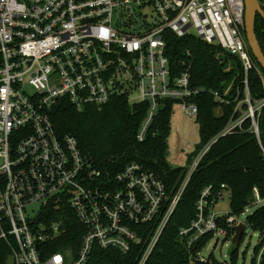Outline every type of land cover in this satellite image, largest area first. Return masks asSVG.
Masks as SVG:
<instances>
[{"label":"built area","instance_id":"obj_1","mask_svg":"<svg viewBox=\"0 0 264 264\" xmlns=\"http://www.w3.org/2000/svg\"><path fill=\"white\" fill-rule=\"evenodd\" d=\"M260 3L264 7V0ZM244 15V0H0V241L7 249L5 264H87L94 247L126 254L141 235L147 240L138 264H145L214 143L249 131L264 157L259 129L264 97L253 103L248 84L252 71L262 80L263 75L245 38ZM166 31L178 38L197 37L215 46L219 57L235 60L243 86L228 123L194 156L170 193L160 176L139 162L127 163L114 175L99 168L74 136L57 134L50 117L63 99L81 111L125 96L131 104L147 103L138 141L164 101L177 102L182 116L196 118L195 98L205 88L192 85L191 65L181 61L176 71L165 53ZM189 55L188 49L183 52L184 58ZM229 88L211 92L213 100L228 105ZM225 192L224 184L219 193L205 186L193 220L179 229L190 264L212 261L203 254L206 246L192 250L208 233L232 239L235 226H248L238 215L216 211ZM253 197V204L264 200L256 187ZM68 212L84 229L77 247L62 245ZM263 251L264 244L256 264Z\"/></svg>","mask_w":264,"mask_h":264},{"label":"trees","instance_id":"obj_2","mask_svg":"<svg viewBox=\"0 0 264 264\" xmlns=\"http://www.w3.org/2000/svg\"><path fill=\"white\" fill-rule=\"evenodd\" d=\"M255 32L264 53V19L260 15L256 16ZM164 34L167 42L165 53L172 65L176 66V71H179L181 61L188 66L191 65L192 85L205 88V91L195 98L199 108L195 119L200 142L188 158L189 166L194 156L232 117L233 99L236 96L238 99L243 98L241 69L232 59L234 66L226 70L229 56L219 57L215 46L197 37L178 38L171 31H166ZM187 49L190 51V57L186 59L183 57V52ZM260 70L264 77V70L261 68ZM248 84L253 103L264 97L261 78L255 71L249 74ZM227 87H230L227 94L230 103L219 105L213 100L211 92L223 91ZM176 109L177 102L164 101L143 141H138L136 134L145 116L147 103L131 104L125 96H117L100 108L87 106L81 111L63 99L51 108L50 117L57 134L74 136L81 150L91 156L99 168L108 170L114 175L127 163L139 162L147 169L156 172L170 193L184 179L188 170V166L170 168L165 161L170 121ZM259 129L264 147V108L259 117ZM222 184L225 185V191L229 195L231 214L240 215L253 204L255 187L264 199V157L253 133L243 131L230 134L221 137L210 147L190 176L182 200L145 264H190L185 243L179 236V229L188 226L193 220L195 202L201 190L207 185H212L214 193H219ZM71 216L73 215L68 212L65 219L66 231L61 241L62 245L77 247L84 229ZM245 219L248 226L260 234L261 240L254 249L251 260V264H256L257 255L264 244V205L257 207ZM223 225V221H220V226ZM212 238L213 234L208 233L195 243L192 250L200 251ZM146 240V237L141 235L140 242L126 254L115 249L103 250L94 247L87 264H138ZM236 250L230 254L232 264ZM6 256L4 241H0V264H5ZM210 257L212 261L209 263L193 261L192 264H222L212 254ZM260 264H264V251L261 254Z\"/></svg>","mask_w":264,"mask_h":264},{"label":"rangeland","instance_id":"obj_3","mask_svg":"<svg viewBox=\"0 0 264 264\" xmlns=\"http://www.w3.org/2000/svg\"><path fill=\"white\" fill-rule=\"evenodd\" d=\"M228 62V68L234 66L232 63L234 61L231 58L228 59ZM263 80L261 79L264 87ZM199 142L200 135L196 119L194 117L182 116L176 109L171 117L170 131L167 137L165 161L168 166L170 168L187 167L188 158ZM261 205H264V200L261 203H254L247 207L242 214L238 215V218L245 223V218ZM215 209L216 211L225 213L230 212L229 195L227 192L224 193L222 200L218 202ZM259 242L260 234L247 226L238 245H234L231 238L217 234L206 245L203 254H212L222 264H232L230 254L233 250L237 249L233 264H251L254 249L259 245Z\"/></svg>","mask_w":264,"mask_h":264},{"label":"water","instance_id":"obj_4","mask_svg":"<svg viewBox=\"0 0 264 264\" xmlns=\"http://www.w3.org/2000/svg\"><path fill=\"white\" fill-rule=\"evenodd\" d=\"M245 15H244V32L247 44L251 51V54L258 64V66L264 70V53L259 44L256 32L255 22L256 16L260 15L264 19V9L259 0H244ZM245 229L244 224H240L234 227L235 234L231 241L234 245H237L243 235Z\"/></svg>","mask_w":264,"mask_h":264},{"label":"crops","instance_id":"obj_5","mask_svg":"<svg viewBox=\"0 0 264 264\" xmlns=\"http://www.w3.org/2000/svg\"><path fill=\"white\" fill-rule=\"evenodd\" d=\"M218 204V203H217ZM217 206V205H216Z\"/></svg>","mask_w":264,"mask_h":264}]
</instances>
